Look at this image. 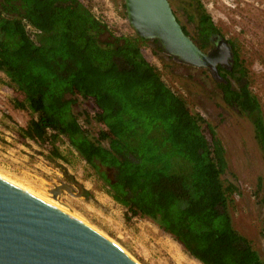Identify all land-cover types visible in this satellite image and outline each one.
Wrapping results in <instances>:
<instances>
[{"label":"trees","instance_id":"trees-1","mask_svg":"<svg viewBox=\"0 0 264 264\" xmlns=\"http://www.w3.org/2000/svg\"><path fill=\"white\" fill-rule=\"evenodd\" d=\"M184 1L194 8L188 18L205 49L221 32L198 0ZM228 43L232 67L217 88L223 103L250 121L264 156L261 105ZM146 47L162 55L156 42L116 37L78 0H0V73L22 97L15 107L34 116L20 137L50 145V160L62 159L55 145L65 140L126 220L154 223L199 264H264L234 227L238 191L224 179L221 141L162 80ZM78 103L92 104V113L76 112ZM92 123L101 128L93 131Z\"/></svg>","mask_w":264,"mask_h":264},{"label":"rangeland","instance_id":"rangeland-1","mask_svg":"<svg viewBox=\"0 0 264 264\" xmlns=\"http://www.w3.org/2000/svg\"><path fill=\"white\" fill-rule=\"evenodd\" d=\"M78 1L107 24L116 37L135 34L127 22L123 0ZM168 1L172 8L187 16L192 14L193 9L185 1ZM198 1L219 28L221 37L234 44L245 70L243 80L257 97L264 115V0ZM149 48L143 54L159 70L162 80L213 127L215 138L221 141L228 163L224 179L238 191L234 195V227L264 255V156L254 140L250 121L223 103L221 91L209 75L189 70L163 54L156 57ZM14 100L22 101V97L0 73V174L51 199L49 190L54 185H71L73 195L62 192L58 201H52L92 225L138 264H199L154 223L142 218L126 220L124 208L106 194L102 182L65 140L55 145L62 159L51 160L50 145L38 146L23 140L20 129L34 116L17 109ZM75 111L92 113L93 106L78 103ZM99 128L91 124L93 131Z\"/></svg>","mask_w":264,"mask_h":264},{"label":"water","instance_id":"water-1","mask_svg":"<svg viewBox=\"0 0 264 264\" xmlns=\"http://www.w3.org/2000/svg\"><path fill=\"white\" fill-rule=\"evenodd\" d=\"M135 35L156 42L174 63L195 69L229 66L224 46L201 51L186 35L168 0H123ZM79 196L81 195V187ZM69 184L54 185L53 198L72 194ZM0 264H138L126 252L79 219L0 177Z\"/></svg>","mask_w":264,"mask_h":264},{"label":"flooded vegetation","instance_id":"flooded-vegetation-1","mask_svg":"<svg viewBox=\"0 0 264 264\" xmlns=\"http://www.w3.org/2000/svg\"><path fill=\"white\" fill-rule=\"evenodd\" d=\"M182 1V0H181ZM169 2V1H168ZM170 4V7H171V10H172V13L174 14V16L176 17V20L180 23V25L182 26V28H184V33L186 35H188L192 41L194 42V44L203 52H208L210 50H214L218 47H220L219 49H222L224 46H222L220 43H221V40H224L227 42V44L229 45V49H230V52L232 54V58H230L229 60V66H226L225 64H219L216 66V71L214 70H211V69H195V68H191V67H188V66H185L187 67L189 70H193V71H198L199 73H202L203 75H209V77L213 80V82L215 83L216 86H219V84H223V78L220 76V74H222L223 72V69L225 71H231V63L233 61V49L231 47V45L228 43V40L224 39L223 37L221 36H217V35H211L210 38H209V44L207 45V47L205 49H201L199 47V45L197 44L199 41H200V38L198 37L197 33H196V23L193 22L191 23L189 21V18L187 16V14H185L183 11H178L177 9L175 8H172L171 6V3L169 2ZM193 12H194V8H193ZM182 14L181 18L179 17L180 15ZM184 17V18H183ZM182 21V23H181ZM221 72V73H220ZM224 73V72H223Z\"/></svg>","mask_w":264,"mask_h":264},{"label":"bare ground","instance_id":"bare-ground-1","mask_svg":"<svg viewBox=\"0 0 264 264\" xmlns=\"http://www.w3.org/2000/svg\"><path fill=\"white\" fill-rule=\"evenodd\" d=\"M222 50V49H221ZM0 177H2V178H4V179H6V180H8V181H10V182H12V183H14L15 185H17V186H19V187H21V188H23V189H25L26 191H28V192H30V193H32L33 195H35V196H37V197H39V198H41L42 200H44V201H46V202H48L49 204H51L52 206H54V207H56V208H58V209H60V210H62V211H64L65 213H68V214H70V215H72L73 217H75V218H77L75 215H73L71 212H69L68 210H64V209H62V208H60V207H58V205H56L55 203H57V202H53V201H58V198L60 197H56V198H53V196H52V199L49 197V196H45V194L44 195H42V193H40V192H38V191H35V190H33L32 188H29V187H26V186H24V185H22L21 183H19L18 181L16 182V181H14V180H12V179H10V178H7L6 176H3L2 174H0ZM50 194V193H49ZM53 200V201H52ZM77 219H79V218H77ZM80 220V219H79ZM80 221H82V220H80ZM82 222H84V221H82ZM85 224H87L88 225V223H86V222H84ZM88 226H90V225H88ZM90 227H92V225L90 226ZM94 228V227H93ZM104 236V235H103ZM105 237V236H104ZM112 242V241H111ZM112 243H114V242H112ZM115 244V243H114ZM116 245V244H115ZM117 246V245H116Z\"/></svg>","mask_w":264,"mask_h":264},{"label":"built area","instance_id":"built-area-1","mask_svg":"<svg viewBox=\"0 0 264 264\" xmlns=\"http://www.w3.org/2000/svg\"><path fill=\"white\" fill-rule=\"evenodd\" d=\"M47 133L48 134H52L53 132L51 130H47Z\"/></svg>","mask_w":264,"mask_h":264}]
</instances>
